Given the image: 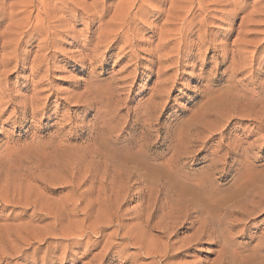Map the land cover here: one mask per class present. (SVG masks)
<instances>
[{"label": "rangeland", "instance_id": "obj_1", "mask_svg": "<svg viewBox=\"0 0 264 264\" xmlns=\"http://www.w3.org/2000/svg\"><path fill=\"white\" fill-rule=\"evenodd\" d=\"M23 1L0 0V264H134L130 244L99 258L105 244L119 242L111 234L118 223L122 229L137 222L140 201L133 198L143 186L119 169L176 166L192 184L215 155H225L227 144L247 146L255 155L249 163L264 168V0H124L123 6L96 0L107 7L103 13L101 4L90 7L93 0H43L51 9L45 26L53 30L25 35L37 24L35 13L29 22L16 21L15 30L8 19L10 5L29 4ZM121 13L130 14L129 25L121 26ZM184 15L194 22L175 20ZM113 33L120 37L109 44ZM14 35L18 41L10 43ZM12 56L15 62L2 63ZM120 153L139 159L127 166ZM123 179L128 189L121 191L123 184L116 185ZM172 181L187 183L181 176ZM75 199L92 202L86 226L101 205L113 223L99 238L88 227L69 247L62 234L75 226L68 221L83 219L80 211L70 218ZM115 201H123L119 211ZM255 223L258 229L232 238L243 252L256 245L264 214ZM19 250L26 257L14 254ZM219 251L203 240L172 262L213 264Z\"/></svg>", "mask_w": 264, "mask_h": 264}, {"label": "bare ground", "instance_id": "obj_2", "mask_svg": "<svg viewBox=\"0 0 264 264\" xmlns=\"http://www.w3.org/2000/svg\"><path fill=\"white\" fill-rule=\"evenodd\" d=\"M54 1H56V0H54ZM104 1L105 0H103V2ZM136 1L138 2L139 0H136ZM64 2H68V1H64ZM145 2L147 3L146 0H145ZM3 3H4V1H3ZM3 3H1V4L3 5ZM28 3H29L28 5H27V1H26L25 5L20 3L22 5L21 7L17 6L18 5L17 3L15 5L13 2V4L15 6L11 3L12 5H10V8L16 9V7H17V10L15 11V9L13 10V9L8 8L10 11V12H8V15L11 16V17H8V19L11 20L10 28L12 29L14 26L15 27L18 26V25H16V21H17V23H20V24H21L22 20H26L29 22L31 20V16L35 13L34 15L36 16V18H34L33 20H35V22L37 24H35V26H31L30 29L28 28L29 30L26 29L27 31L24 32V35L30 34L32 32H36L39 29L41 30L43 27H45L47 29V32H50L52 27L50 28V26H48L47 23L45 26V21H44V18L50 17V16H46V10L48 11V5L45 2H43V0H28ZM97 3L99 4V1L96 2V0H93V4L91 3L90 7H95L97 5ZM119 3H122V6H123L124 0H121V2L119 1ZM136 3L132 4V9L130 10V13L133 10V8L135 7ZM168 3L170 4L171 2H168ZM100 4H101V6H103L102 7L103 9L101 8V11H99V12L103 13L107 7H105V5H103L104 3L103 4L100 3ZM99 5H98V7H99ZM185 5H187V4H185ZM237 5H238V3H237ZM129 6L130 5H128V7ZM145 6H148V5L145 4ZM233 6H234V4H233ZM235 6H236V4H235ZM7 7H8V5H7ZM144 7H142V8H144ZM154 7L155 6H153V9H154ZM202 7H204V6L197 7V10L200 11L202 9ZM4 8H3V11H5L7 9V8L6 9H4ZM155 8L157 10V6ZM91 9H93V8H91ZM159 10L161 11V9H159ZM181 10H182V8H181ZM13 11H14V13H13ZM49 11H48V13H50ZM167 12H169L171 14L170 9ZM19 13L22 16L24 15V17H22V16L19 17L18 16ZM160 13H158V14H160ZM180 13H178V14H180ZM37 15L39 17H37ZM120 15L121 16H120L119 20H120L121 26L123 27V26L129 25V22L131 20L130 19L131 17L129 18L130 14L121 13ZM97 16H99L100 20H102V17L104 15L102 16V14H100ZM17 17H19L21 19H18ZM54 18H56V17H54ZM181 18H182V20H184V23L186 22L190 25L195 20L194 18H191L188 16L187 17L185 16L184 18L183 17H177V18H175V20L180 21ZM15 19H18V20H15ZM12 20L13 21L15 20V23H12L13 22ZM51 21H52V19H51ZM201 21H202V19H201ZM50 22H48V23L50 24ZM184 23H183V25H184ZM33 24H34V22H33ZM200 24H202V23H200ZM25 25H26V22H25ZM107 26H109V24ZM170 26H172V25H170ZM5 28H8V27L6 26ZM45 28H43V30ZM7 30H10V29H7ZM4 31H6V30L4 29ZM19 31H21V30H19ZM173 32H174V30H173ZM175 32H177V31L175 30ZM5 34H6V32H5ZM17 34L18 33H15V35H17ZM21 35H23V32L20 33V36ZM15 37H16L15 40H12L10 43H14V42L18 41L17 40L18 36H15ZM104 37H105V35H104ZM117 37H120V34L119 33L118 34L113 33L112 36H110L107 39V42L109 40L112 41L113 39H116ZM201 41L198 42V46H199V44L200 45L203 44V42H201ZM110 43H112V42H110ZM3 46H5V45H3ZM7 46H10V45H7ZM7 46H5V47H7ZM15 46L17 48V43ZM11 53H13L12 55H15L17 53V50L14 49V52H11ZM9 57H11V56H9ZM10 59H12L15 62L16 56H14V57L12 56V58H9V59H3L2 63L5 64V62H10ZM250 68H251V66H250ZM252 69H253V67H252ZM94 89H95V87H94ZM235 93H237V92H235ZM88 94H89V91H88ZM105 94H107V93H105ZM104 97H105V95H104ZM100 99H101V97H100ZM252 103H256V102H252ZM261 103H263V100ZM257 104H259V103H257ZM254 134H255V132H252L250 134V136H253ZM263 138L264 137H262L261 139H263ZM224 149L226 151V153H224L225 155L223 157H221V156L216 157V155H215V159L213 158V160L209 162L208 166L201 168L202 170L200 169L201 171L204 170L202 173L203 176H201V178H199V179H198V177L195 178V179H197V180H194V182H196V183H192V184H191V182H188V181H192V179H189V177H187V176H183L184 170L177 169V168H175L176 166L169 167L170 168L169 170H167L168 168L163 170L165 166L163 167V169H161L160 167L155 168V167H150V166H148L147 168H140V166H138L139 167L138 168L136 166L137 168L133 169V168H131L132 166L131 167L129 166L128 161L131 158H133V159H131L133 162L136 159L138 160L139 157L135 158V155L132 156L133 155L132 154L131 155L132 157L129 156V159H128V157H126V159H124L125 157H123V155L120 153V155H122V158H123L121 161L122 164H123V162L124 163L126 162V163H128L127 166L130 167V168L128 167L127 170L122 168L120 171L119 166L122 165L120 163V160L118 159V157L113 158L115 160L118 159L119 163L121 164L120 165L118 163L119 164L118 168L116 167L117 166L116 164H115L116 166H114L117 169H119L118 170L119 176L121 174L127 173V177H126L127 180H128V178H130L132 176L133 178H136L137 182H139V185H142L143 188H142V190L138 191V193L136 195H134V198H133V200L140 201L139 206H137L135 208V212H136L135 220L137 222H134L131 226L123 225L122 229H121V224L118 223L115 227V230L111 234L114 235V239L116 237L117 240H119V242L117 244L116 243L115 244H112V243L105 244L102 251H101L102 253L99 256V258L102 260L103 257H101V256H103L104 254L109 253L111 255L110 251L112 248L116 249L117 247L119 248L121 245H124L123 248L120 250L122 252V250L125 247H128V245L130 244V245H133L134 247H136L134 259L131 261L134 264H174V262H172V261L177 260V259L180 260V258L185 257L186 253L191 252V250L194 247L199 245V243H201L203 240H206V241H210V242L214 241V243L220 247L218 257H217V259H215L213 264H264V230H262V229L260 230V232H259L260 236H258L256 239V241H257L256 245L254 247H252L253 249L250 251L249 250L245 251V252L241 251L243 247L241 248L240 245H236V240L232 239L236 234L242 235L243 232H245V231H250L251 229H253V230L258 229V225H257V223H255V221L257 219H259L264 214V168L258 169L253 164H250L251 162L248 159L253 158V156H255V155L253 154V151H250L247 148V146H246V148L245 147L243 148V145L242 146H240V145L239 146H233L232 144H227L226 147H224ZM112 151L113 150H111L110 152H112ZM108 156L109 155H107V157ZM115 156H117V153H115ZM115 156H113V157H115ZM137 160H136V162H137ZM227 160H228V162H227ZM136 162H133V163H136ZM162 165H160V166H162ZM123 166L125 167L126 165L124 164V165H122V167ZM107 167H109V166H107ZM219 167H220V169H219ZM226 169H227V171L225 172ZM122 170L124 171V173H122ZM93 173H92V175H93ZM214 174H217L216 179L213 177ZM174 176H181L184 179H186V181L187 180L188 181H187V183L174 182V181H172V178ZM95 177H96V175H95ZM220 181H222L224 183L222 184ZM122 184H123V186H121ZM118 185L121 186V188H122L121 191L128 189L127 184L124 183V179L117 183V185H116L117 188H118ZM71 189H73L76 192V188L71 187ZM90 190H91V188H90ZM71 193H73V192H71ZM74 195H75V193H74ZM121 202H123V201H121ZM121 202L115 201L112 205H113V207L117 206L118 211H119L121 209V207L123 206V203H121ZM69 203L71 204V207L73 208V209H71L72 211L70 213V216H71V214L74 216V217L72 216L70 218H72V219H75L77 217L79 218V216H77L78 215L77 212H79V211L82 213L81 216H83V219H81V220L79 218V220H74L71 222L68 221L69 222L68 225L73 224L75 226V230L70 229L68 232H64L62 234V237L65 238V240L67 242L69 241V243H67V245L69 247L76 246L77 243L79 242L78 241L79 239H82L88 235L85 233V229H87L88 227H91L90 228V235L92 234L94 237L99 238L98 235L102 231H104L108 227L112 226L113 220H112V218H110L109 215L106 214V211H105L106 208L104 209L103 205H101V208H99V210H97V212H98V214L96 216L97 220H95L90 225L86 226V224H84V223L85 222L87 223V220H89L91 218L90 212L93 209L92 202L90 200L75 199L74 201H72V202L70 201ZM82 204L84 205V207L82 208V210H78V208ZM28 205H29V203H28ZM15 206H16V204H15ZM26 208L27 207H25V209ZM44 212H47V211H44ZM107 212H109V211H107ZM36 213H38V212L36 211ZM41 213L42 212H40V214ZM50 214H51V212H50ZM48 215H49V213H48ZM84 215H85V218H84ZM53 217H51V218H53ZM102 217L106 219V222L104 220L99 221ZM52 220H54V219H52ZM56 221H57V219H56ZM65 226H67V225H65ZM63 228H64V226H63ZM124 228H127V231L122 236L119 237L120 231L121 230L124 231ZM237 229H239V230H237ZM45 233L46 232H44V234ZM76 233H79L78 237H75ZM49 234H51V233H49ZM59 235H61V234L59 233ZM179 235L180 236L183 235V236L179 237ZM53 236H55V235H53ZM48 238H49V236H48ZM26 239H27V237H26ZM28 240H30V239H28ZM43 240L44 239L42 238V241ZM20 241L22 242V240H20ZM44 243H45V241H44ZM24 244H25V242H24ZM27 244H29V243L27 242ZM18 245H19V243H18ZM16 247H17V245H16ZM27 248L28 247L26 246V249ZM120 251H118V253H120ZM14 254L20 255L21 257H23L25 252H23V251L20 252V250H19V253L16 254V252H15ZM0 256L3 257L2 255H0ZM99 258H98V260L100 261ZM0 259H2V258H0ZM156 259H158V261H156ZM95 260H96V258H95Z\"/></svg>", "mask_w": 264, "mask_h": 264}, {"label": "snow or ice", "instance_id": "obj_3", "mask_svg": "<svg viewBox=\"0 0 264 264\" xmlns=\"http://www.w3.org/2000/svg\"><path fill=\"white\" fill-rule=\"evenodd\" d=\"M262 162H264V161H262Z\"/></svg>", "mask_w": 264, "mask_h": 264}]
</instances>
